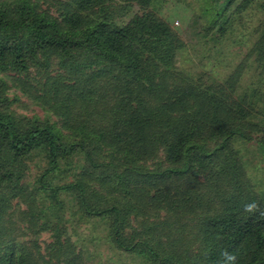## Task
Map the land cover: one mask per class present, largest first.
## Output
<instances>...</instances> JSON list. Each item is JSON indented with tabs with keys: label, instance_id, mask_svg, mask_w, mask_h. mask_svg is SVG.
I'll use <instances>...</instances> for the list:
<instances>
[{
	"label": "trees",
	"instance_id": "trees-1",
	"mask_svg": "<svg viewBox=\"0 0 264 264\" xmlns=\"http://www.w3.org/2000/svg\"><path fill=\"white\" fill-rule=\"evenodd\" d=\"M152 1L64 0L62 23L36 0H0V69L39 60L45 69L43 54L56 55L70 74L45 72L34 97L77 139L67 144L53 125L25 126L0 110V264H81L67 228L35 224L31 198L41 190L73 194L82 216L105 221L110 243L147 264H217L225 249L236 264H264V217L243 211L252 201L264 210V195L233 144L260 132L264 152V128L236 95L241 66L210 83L175 70L179 41ZM208 1L222 31L231 6L254 0ZM259 7L264 14V0ZM254 50L264 70V29ZM77 148L87 164L51 186L59 159ZM36 149L48 166L31 187L21 171ZM13 199L28 206L27 229L52 231L47 252L5 231Z\"/></svg>",
	"mask_w": 264,
	"mask_h": 264
},
{
	"label": "rangeland",
	"instance_id": "rangeland-1",
	"mask_svg": "<svg viewBox=\"0 0 264 264\" xmlns=\"http://www.w3.org/2000/svg\"><path fill=\"white\" fill-rule=\"evenodd\" d=\"M36 1L40 10L47 8L49 14L63 23L62 17L59 16L58 2L64 0ZM260 1L254 0L240 11L234 10L235 5L231 6L233 11L228 21L223 25L221 23L222 31H216L214 25L212 27L213 7L208 0H153L151 8L155 15L169 26L179 41L180 46L175 49L173 56L175 70L192 78L202 76L204 81L210 83L222 81L237 66H241L236 95L238 98H245L244 103L251 107L253 114L250 120L264 128V70L261 62L255 61L258 56L254 50V44L264 29V14L259 7ZM42 59L46 64L45 69L40 65L42 60L38 63L28 62L24 70L0 69V110L10 111L25 126L51 124L65 137L67 131L60 126L58 118L48 106L40 103L34 96H40L39 79L45 72L50 75H69L68 66H64L54 54H43ZM71 62L72 59L65 64ZM251 135V139H240L233 144L254 190L263 196L264 152L259 144L260 132ZM76 140L66 136L63 142L71 144ZM83 155L77 148L69 156L59 159L57 170L49 176V184L59 186L73 180L84 164H87ZM47 166L44 152L40 149L34 150L23 159L22 182L33 187L34 181ZM31 199L32 210L37 215L35 224L39 226L44 223L67 228L75 252L81 255V264H147L143 257L119 250L110 243L105 236V221L82 216L73 194L60 191L56 199H53L49 190H41ZM28 218V206L13 199L3 215V224L7 228L5 231L19 241H24L30 248L36 243L40 253L47 252L46 244L53 239L52 231L47 229L35 233L27 229Z\"/></svg>",
	"mask_w": 264,
	"mask_h": 264
},
{
	"label": "clouds",
	"instance_id": "clouds-1",
	"mask_svg": "<svg viewBox=\"0 0 264 264\" xmlns=\"http://www.w3.org/2000/svg\"><path fill=\"white\" fill-rule=\"evenodd\" d=\"M243 211L249 214L259 213V216L264 217V210L255 201L245 203L243 205ZM236 262L237 256L225 249L220 252V259L217 261V264H236Z\"/></svg>",
	"mask_w": 264,
	"mask_h": 264
}]
</instances>
